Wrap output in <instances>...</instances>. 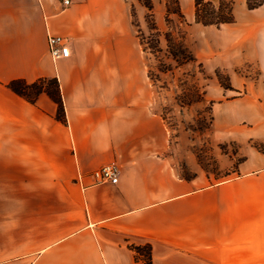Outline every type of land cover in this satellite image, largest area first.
Masks as SVG:
<instances>
[{
  "label": "crops",
  "instance_id": "obj_1",
  "mask_svg": "<svg viewBox=\"0 0 264 264\" xmlns=\"http://www.w3.org/2000/svg\"><path fill=\"white\" fill-rule=\"evenodd\" d=\"M232 13L222 54L264 73V1ZM40 78L57 79L65 121L7 86ZM152 95L126 0H0V264H144L142 246L151 264H264V154L219 184L181 178ZM111 162L118 181L93 183Z\"/></svg>",
  "mask_w": 264,
  "mask_h": 264
},
{
  "label": "rangeland",
  "instance_id": "obj_2",
  "mask_svg": "<svg viewBox=\"0 0 264 264\" xmlns=\"http://www.w3.org/2000/svg\"><path fill=\"white\" fill-rule=\"evenodd\" d=\"M126 1L137 38H147L152 32L149 10L138 0ZM166 1L171 0H151L162 51L156 57L140 46L147 73L151 71L152 107L165 122L166 159L181 178L200 174L213 185L235 179L240 175V164H259L264 154V73L254 62L222 54L221 24L196 22L193 0H178L182 22L175 13L166 12V6L174 8ZM213 2L217 7L219 0ZM167 30L176 37L182 32L194 61L175 65L166 54L163 34ZM158 61L171 69L158 71ZM216 72L232 89L220 85Z\"/></svg>",
  "mask_w": 264,
  "mask_h": 264
},
{
  "label": "trees",
  "instance_id": "obj_3",
  "mask_svg": "<svg viewBox=\"0 0 264 264\" xmlns=\"http://www.w3.org/2000/svg\"><path fill=\"white\" fill-rule=\"evenodd\" d=\"M144 7H146L150 13L147 17H151L149 28L152 30L148 37L138 36L140 46L142 50L151 52L153 55L160 53L162 49L159 45V33L156 31V26L152 18V2L151 0H138ZM194 1V18L195 21L202 25H216L219 26L222 23H231L234 21L232 14V0H219L217 7L211 0H193ZM264 0L252 1L246 0L248 8H254L260 5ZM172 2L174 8L166 6V12L175 13L178 16L180 22L184 21L183 14L181 13L178 0L166 1ZM179 28V27H178ZM178 31V30H177ZM173 32L166 31L163 36L166 42V54L175 62L176 66L192 62L195 60L194 55L189 48L183 42L184 36L181 31H178V37L172 34ZM157 70L160 72H166L171 67L164 66L163 63L158 61ZM219 83L223 88L232 89L230 82H223L219 78V74L216 72ZM148 76L151 77V71L148 70ZM46 82L48 85H46ZM7 86L16 94L22 96L27 101L34 103L37 96L44 92L50 99L57 104L56 118L61 121H65L64 107L62 103V97L59 89V84L56 78H40L32 83H27L21 79L10 81ZM137 253L144 257V264H151V250L149 246L135 247Z\"/></svg>",
  "mask_w": 264,
  "mask_h": 264
},
{
  "label": "built area",
  "instance_id": "obj_4",
  "mask_svg": "<svg viewBox=\"0 0 264 264\" xmlns=\"http://www.w3.org/2000/svg\"><path fill=\"white\" fill-rule=\"evenodd\" d=\"M74 0H59L62 7H68ZM48 52L56 60L69 54L67 40L62 35H48ZM93 183H116L119 177V167L115 163H106L90 172Z\"/></svg>",
  "mask_w": 264,
  "mask_h": 264
}]
</instances>
